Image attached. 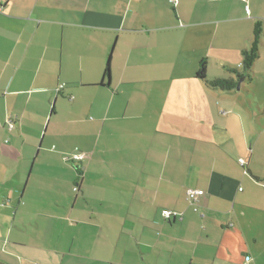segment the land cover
Masks as SVG:
<instances>
[{"label":"crops","instance_id":"crops-1","mask_svg":"<svg viewBox=\"0 0 264 264\" xmlns=\"http://www.w3.org/2000/svg\"><path fill=\"white\" fill-rule=\"evenodd\" d=\"M0 5V261L264 264V0Z\"/></svg>","mask_w":264,"mask_h":264},{"label":"trees","instance_id":"trees-1","mask_svg":"<svg viewBox=\"0 0 264 264\" xmlns=\"http://www.w3.org/2000/svg\"><path fill=\"white\" fill-rule=\"evenodd\" d=\"M263 33L264 21L262 19H259L256 21L254 26L251 45L249 48L243 51V62L241 68H229L228 70L231 73L230 75L226 77L215 78L213 80L206 79L204 70H200L197 75L206 81L208 87L214 90L222 91H232L238 88V85L241 83V80L251 81L253 79V66L260 56V46ZM107 73L109 74V68ZM0 264L6 263L0 261Z\"/></svg>","mask_w":264,"mask_h":264},{"label":"built area","instance_id":"built-area-1","mask_svg":"<svg viewBox=\"0 0 264 264\" xmlns=\"http://www.w3.org/2000/svg\"><path fill=\"white\" fill-rule=\"evenodd\" d=\"M171 3L176 4L177 0H169ZM2 6L0 5V10H1ZM63 86H61L62 88ZM10 127H13V121L11 120L9 123ZM87 153L81 152V151H75L73 154H71L69 156V159L74 160V161H83L87 158ZM240 163L242 165H245L246 162L244 159H240ZM187 200L189 202V204L193 207V210L195 212H200V208L203 202V198L206 195V191L204 189H200V188H188L187 192ZM162 215L166 218V219H175V218H180L182 219L183 217V213L177 210H173V209H168L165 208L162 210ZM247 259L249 260L250 258L247 257Z\"/></svg>","mask_w":264,"mask_h":264},{"label":"water","instance_id":"water-1","mask_svg":"<svg viewBox=\"0 0 264 264\" xmlns=\"http://www.w3.org/2000/svg\"><path fill=\"white\" fill-rule=\"evenodd\" d=\"M242 81H243V80H241V82H242ZM240 84H241V83H240ZM240 84L238 85V88H240V87H241V85H240Z\"/></svg>","mask_w":264,"mask_h":264}]
</instances>
